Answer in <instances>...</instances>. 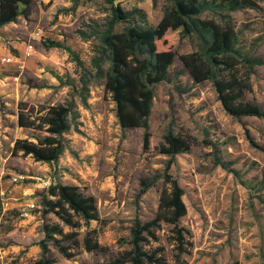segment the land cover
<instances>
[{"label":"rangeland","instance_id":"rangeland-1","mask_svg":"<svg viewBox=\"0 0 264 264\" xmlns=\"http://www.w3.org/2000/svg\"><path fill=\"white\" fill-rule=\"evenodd\" d=\"M204 1L209 6L199 19L232 24L238 49L264 58V0H249L252 6L234 9L227 1ZM116 3L142 28L158 24L173 7L172 0ZM111 16L105 0H33L27 18L19 16L0 29V58L11 57L0 62L1 264H33L41 255L44 223L75 232L79 243L86 230H95L98 243L111 253L124 250L134 221L156 215L160 193L172 181L181 188L186 209L178 227L188 234L180 252L171 225L160 222L155 228L157 239L150 238L148 246L161 247L166 264H264V117L234 118L223 109L211 80L195 83L186 73L177 74L182 69L178 56L204 52L203 42L192 32L173 48L176 59L169 81L153 86L147 144L142 128L122 131L103 86L110 65L104 36ZM126 27L117 23L113 32ZM249 78L246 98L264 108V64L253 66ZM29 79L47 86L31 88ZM58 103L69 109L65 148L58 160L46 163L13 155L16 139L35 142L32 134L47 135L41 117ZM20 104L32 110L34 128L16 125ZM168 130L187 137L190 150L173 157L161 154ZM46 178L94 195L99 220L85 223L78 218L79 227L71 228L54 214H43L41 200L49 198V187L42 185ZM46 245L53 264L109 258L79 246L69 250L73 257L67 259L50 241Z\"/></svg>","mask_w":264,"mask_h":264},{"label":"trees","instance_id":"trees-1","mask_svg":"<svg viewBox=\"0 0 264 264\" xmlns=\"http://www.w3.org/2000/svg\"><path fill=\"white\" fill-rule=\"evenodd\" d=\"M105 1L111 4L112 16L104 36V43L110 51V65L103 86L115 104V116L122 131L142 128L143 141L147 144L153 86L169 81V68L176 59L173 48L192 32L197 33L203 42L204 52L178 56L182 69L177 74L186 73L195 83L211 80L223 109L234 118L264 117V108L246 98V93L251 91L249 77L252 67L264 64V58L242 53L238 49V37L232 24L199 19L198 14L209 6L206 1L172 0V9L163 15L158 24L145 28L135 26V17L131 12L122 10L116 3L118 0ZM226 1L233 9L253 4L249 0L222 2ZM223 3L216 6L223 7ZM32 6L33 0H0V29L15 22L19 16L27 18L32 12ZM117 23H126L128 27L124 31L113 32ZM51 45L72 52L58 42H52ZM236 57L241 61H237ZM239 64L243 68H239ZM27 85L31 88L47 86L45 82L35 84L31 79L27 80ZM31 111L20 104L16 113L18 127L34 128V121L29 119ZM68 113V107L63 104L48 107L41 117V123L47 126V135L32 134L30 137L35 142L28 138L16 139L11 150L13 155L30 156L38 162H56L65 148L62 136L69 129ZM191 145L187 137L168 130L163 136L160 153L173 157L188 152ZM47 194L49 198L43 197L41 200L43 214L52 213L71 228L79 227L78 218L85 223L99 220L96 198L83 187L56 182L47 189ZM182 195L179 185L172 181L169 189L160 193L156 215L145 222L135 220L130 228L129 247L117 253H111L109 247L98 243L95 230H86L79 243L75 239V232H64L58 223H44L41 255L33 264L54 263L46 241H50L67 259L73 257L69 250L79 246L86 252L109 255L105 262L87 264H166L163 249L150 247L148 242L150 238L157 239L154 230L160 222H164L172 226L177 249L183 252L188 232L178 227L186 213Z\"/></svg>","mask_w":264,"mask_h":264},{"label":"built area","instance_id":"built-area-1","mask_svg":"<svg viewBox=\"0 0 264 264\" xmlns=\"http://www.w3.org/2000/svg\"><path fill=\"white\" fill-rule=\"evenodd\" d=\"M29 47L31 48V46L29 45ZM11 60V57L10 56H3L0 58V62L1 63H7ZM14 180H16V178H14ZM54 181H52L50 178H46L44 180H42V185L47 188V187H50Z\"/></svg>","mask_w":264,"mask_h":264}]
</instances>
